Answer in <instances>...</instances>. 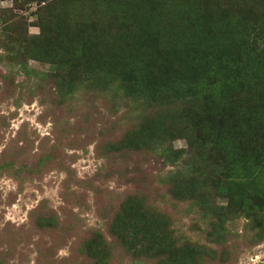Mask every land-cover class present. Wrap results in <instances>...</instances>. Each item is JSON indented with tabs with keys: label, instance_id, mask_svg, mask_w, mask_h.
Segmentation results:
<instances>
[{
	"label": "rangeland",
	"instance_id": "obj_1",
	"mask_svg": "<svg viewBox=\"0 0 264 264\" xmlns=\"http://www.w3.org/2000/svg\"><path fill=\"white\" fill-rule=\"evenodd\" d=\"M14 3L0 0V264H173L159 245L153 248L147 240L140 243L141 248L128 247L111 230L110 222L121 206L132 205L134 198L139 204L130 209L127 222L166 225L165 237L171 233L170 238L177 240L184 235L215 253L200 256L199 263L187 258L176 264H264V223L256 218L242 213L229 217L211 227L223 230L219 242L205 238L204 230L210 227L204 218L211 223L216 214L200 209L197 199H204V208L213 203L226 206L228 199L225 194L207 193L194 171L198 163L194 150L202 149L203 143L199 140L202 117L208 118L206 113L212 109L202 112L197 98L188 100V94L182 95L177 88L147 105L114 93L116 66L109 57L96 65L98 72L102 64L105 75L112 77L104 86L85 83L77 69L72 79L61 78L67 90L56 96L58 87L51 79L55 65L28 57L25 46L42 32L38 23L44 21L40 14L45 1ZM191 3L194 0L148 2L134 7L137 24L121 11L116 15L101 12L94 23H116L118 41L126 53L133 41L156 29L155 14L162 21L163 13H180L176 21H182L188 19V8H194L189 7ZM236 5L255 11V26L242 37L252 41L250 45L260 43L264 10L258 0H238ZM77 9H81L80 0H63L60 14L73 25L81 24L84 13L80 10L77 16ZM79 28L84 32L76 26L75 33L83 38L95 33L93 27ZM241 63L239 69L257 62L245 57ZM240 91L247 103L245 111L258 105L264 95L260 83L246 82ZM262 104L256 108L262 109L264 100ZM147 120L157 128L147 147L138 151L111 148L133 124ZM161 122L164 126H158ZM187 123L191 126L182 130ZM176 187L182 188V194L174 192ZM190 190L194 194L189 195ZM135 213L140 214L137 221L130 218ZM94 242L105 250L103 254H91Z\"/></svg>",
	"mask_w": 264,
	"mask_h": 264
},
{
	"label": "trees",
	"instance_id": "obj_2",
	"mask_svg": "<svg viewBox=\"0 0 264 264\" xmlns=\"http://www.w3.org/2000/svg\"><path fill=\"white\" fill-rule=\"evenodd\" d=\"M18 1L14 0V4ZM42 1H45V9L39 14L44 21L38 23L42 32L38 39L25 43L26 54L33 60L55 65L56 74L51 79L55 82V87H58L56 96H62L67 90L61 78L76 74L77 69H81L77 73L86 79L85 83L96 87L104 86L112 77L105 75L102 64L98 67L100 72L96 65L101 59L109 57L116 66L114 93L134 97L146 105L152 100L163 99L164 94L174 88L182 89V95L188 94V100L197 98L202 112L206 107L212 110L206 113L208 118L202 117L204 126L199 140L203 143L202 149L194 150L198 161L194 171L200 174L207 193L225 194L228 198L226 206L213 203L205 208L204 199H197L200 209L211 210L212 214H216L211 223L204 218V223L210 227L204 230L205 238L219 242L223 230L211 227L240 213L264 223V107L256 108L263 105L264 95L258 105H251L250 110L245 111L242 108L247 103L240 91L246 82L255 85L260 83L264 87V28L261 29L263 38L260 43L250 45L252 41L248 42L243 38L252 29L250 27L255 26V11L245 7L238 8V0H194L195 3H191L193 5H188L194 7L188 8V19L176 21L181 17L180 13H163L161 21V16L155 14L159 22L156 29L151 28V32L156 30L154 41V34L152 36L150 32L148 36L139 38L140 41L134 39L135 42H132L125 53V47L118 41L120 30L115 27L116 23L114 26L111 22L98 25L94 23L98 14L115 12L113 14L116 15L121 11L137 24L134 7L138 8L140 4L148 2L165 3L166 0H80L81 9H77L76 13L78 16L81 10L84 16L81 24L74 25L70 18L65 19L60 14L63 0ZM258 4L264 10V0H258ZM78 25L89 27L88 30L93 27L95 33L83 38V34L75 33L76 26L84 32ZM112 29L117 31L113 33L115 30ZM139 31L137 35L142 36ZM53 34L57 37H53ZM157 41L162 42V45H158ZM114 53L117 56H113ZM245 57L255 59L256 65L239 69L243 66L241 62ZM110 70L114 71L113 68ZM259 110L263 113L259 114ZM160 125L164 126L162 122L158 124ZM189 127L187 123L182 130ZM156 129L151 120L133 124L112 143L111 148L119 151L141 150L150 144ZM192 140L189 137L188 143L191 144ZM254 177L258 183H254ZM174 192L180 195L182 188L176 187ZM193 192L190 190L189 195ZM126 200L128 199L123 204L128 202ZM137 204L139 202L134 198L132 205L121 206V210L110 222L111 230L118 234L121 244L138 249L142 241L149 240L154 244H151L155 246L153 248L157 249L156 246L159 245L163 251H167L173 264L187 258L191 261L194 258L199 263L200 256L215 255L207 247L203 248L184 238V235L177 240L170 238L171 233L165 237L166 225L155 226L152 221L154 226L144 227L139 221L134 224L127 222L130 209ZM225 212L226 217L223 214ZM130 218L137 221L140 214L135 213V217ZM90 245L93 255L105 252L96 242Z\"/></svg>",
	"mask_w": 264,
	"mask_h": 264
}]
</instances>
